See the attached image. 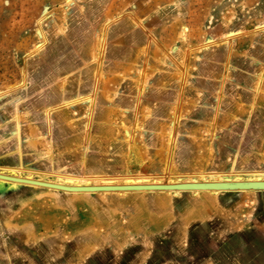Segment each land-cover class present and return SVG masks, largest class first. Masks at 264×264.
Wrapping results in <instances>:
<instances>
[{"label": "rangeland", "instance_id": "1", "mask_svg": "<svg viewBox=\"0 0 264 264\" xmlns=\"http://www.w3.org/2000/svg\"><path fill=\"white\" fill-rule=\"evenodd\" d=\"M92 94L49 112L65 110L58 132L47 122L49 107ZM0 99L2 140L24 137L22 178L255 180L247 174L264 170V0H0ZM176 197L2 181L0 264L63 253L72 264H176L175 245L149 241Z\"/></svg>", "mask_w": 264, "mask_h": 264}, {"label": "crops", "instance_id": "2", "mask_svg": "<svg viewBox=\"0 0 264 264\" xmlns=\"http://www.w3.org/2000/svg\"><path fill=\"white\" fill-rule=\"evenodd\" d=\"M54 102L55 98H48V106ZM64 111L60 109L49 114L50 125L57 132L62 122L58 117ZM3 120L0 113V169L6 173L9 168L19 169L26 162L23 146L17 145L24 140L19 130L16 129V140H2L6 131ZM254 192L175 193L177 197L171 198V204L168 202L167 207L162 205L159 210L161 216L170 213L172 218L166 223L161 220L157 224L160 236L151 237L149 241L161 247L175 245L170 253L175 255L176 264H264V191ZM181 200L184 202L182 208L176 204ZM28 261L32 264H72V258L64 253L51 258L39 254L22 259L19 264Z\"/></svg>", "mask_w": 264, "mask_h": 264}, {"label": "bare ground", "instance_id": "3", "mask_svg": "<svg viewBox=\"0 0 264 264\" xmlns=\"http://www.w3.org/2000/svg\"><path fill=\"white\" fill-rule=\"evenodd\" d=\"M187 30H188V28L184 26V31H183V36L184 37H185V32ZM93 94L92 95H87V96H84V97H78V98H75V99L66 100V101L62 102L61 104H59L57 106L49 107L46 110L47 122L48 123L50 122V120H49V116H50L49 112L50 111L55 110L57 107H60V106H66V105H70V104L72 105V104L77 103L78 101H81L83 99H90V101H92V100H94V95ZM48 127H49V125H48ZM0 174L11 175V176H15V177H21L20 175L17 174V170L16 169H12V168H9L8 172L5 173V172L2 171V172H0ZM210 174H212V173H210ZM198 175L204 178L205 176H208L209 174L200 173ZM247 175H249L251 177L253 176L252 178H255V180L246 181V182H264V179H263L264 170L263 171H259V172L248 173ZM58 176L63 182L62 183L61 182L60 183L56 182L55 184H61V185H66V186H71V185L72 186H83L81 188H73V189L71 188V190H69V189L63 190V191H67V192H71L72 191L74 193L75 192H112V191H118L120 193H123V192H128V191H156V190H159V191H164V190H168L169 191L170 190L171 192L178 193L180 191V189H192L193 191L206 190V191L216 192V191H226L225 188H223L222 186H219V185H228V184H225V183H230L232 185H234V184L244 185L245 184V183L241 182L242 178H241V176H238V174H237L236 177H234L235 178L234 182H224V181H216V182H211V183L204 182V184H202V185H205V186L206 185H211V186L207 187V188H202V189L201 188H194V187H191V188H188V187H186V188L177 187L176 189L165 188V187H172V186H175L177 184H198V185H201V184L194 183V182L193 183H176V182H174V183H169V182L168 183H161L160 181H156V180H159V179H154V182L149 183V181H151V177H153V176L150 177V176H148L146 174H138V175H128L127 174V175H124L122 177L124 182H125L124 184L123 183L122 184H115L114 183L115 181H117L119 179V178H117V176H114L112 178H111V176H107V177H104V176L75 177V176H72V175H60V174ZM25 178H29L30 180L34 179L32 176L30 177V175L26 176ZM92 179L101 181V184L96 185V186L95 185H90L89 180H92ZM0 180L4 181L3 179H0ZM34 180H36V179H34ZM38 180H40V179H38ZM78 181H84L85 183L83 185H80V184H78ZM44 182H48V181H44ZM49 183H54V182L49 181ZM31 185L38 186V187L40 186L38 184H33V183ZM31 185H30V187H31ZM88 186H93V187H88ZM157 186H159V187H157ZM43 187H47V188H50V189H53V190H59L57 188H53V187H49V186H43ZM236 188L237 189H234V191L235 190L236 191L246 190V189H242V188L238 189L239 187H236ZM249 190H254V189H249Z\"/></svg>", "mask_w": 264, "mask_h": 264}, {"label": "water", "instance_id": "4", "mask_svg": "<svg viewBox=\"0 0 264 264\" xmlns=\"http://www.w3.org/2000/svg\"><path fill=\"white\" fill-rule=\"evenodd\" d=\"M0 179H3L4 181H9V182H17V183H24V184H38L40 186H49V187H53V188H57L59 190H66L69 189L71 190V188H81L83 186H66V185H61V184H55V183H49V182H44V181H40V180H34V179H29V178H21V177H15V176H11V175H5V174H0ZM245 183L244 185H238V184H228V185H219L222 186L223 188H225L226 190H234L237 189L236 187H239L238 189L242 188V189H254V190H264V182H243ZM211 185H198V184H177L175 186L172 187H165V188H172V189H176L177 187H182V188H207L210 187ZM87 187V186H86ZM88 187H93V186H88ZM159 187V186H157Z\"/></svg>", "mask_w": 264, "mask_h": 264}]
</instances>
